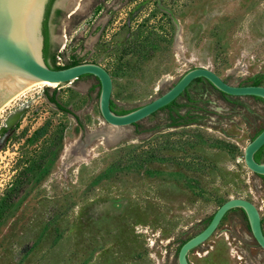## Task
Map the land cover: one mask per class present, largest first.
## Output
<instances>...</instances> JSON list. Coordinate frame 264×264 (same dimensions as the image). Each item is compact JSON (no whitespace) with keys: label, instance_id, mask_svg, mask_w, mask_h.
I'll return each mask as SVG.
<instances>
[{"label":"rangeland","instance_id":"rangeland-1","mask_svg":"<svg viewBox=\"0 0 264 264\" xmlns=\"http://www.w3.org/2000/svg\"><path fill=\"white\" fill-rule=\"evenodd\" d=\"M54 6L49 63L105 67L117 110L149 102L197 66L235 85L264 74V0ZM98 93L90 76L26 87L2 107L0 264H178L181 244L230 197L252 201L264 227V180L243 160L264 127L263 101L228 98L196 81L152 120L111 128ZM191 118L197 122L178 125ZM246 228L243 212L228 214L190 263L264 264Z\"/></svg>","mask_w":264,"mask_h":264},{"label":"water","instance_id":"water-1","mask_svg":"<svg viewBox=\"0 0 264 264\" xmlns=\"http://www.w3.org/2000/svg\"><path fill=\"white\" fill-rule=\"evenodd\" d=\"M47 2L0 0V107L26 87H66L90 76L99 82L98 109L111 128H134L152 120L169 110L196 81L228 98L259 100L254 98L259 97L264 101V84H231L212 69L197 66L186 71L170 88L149 102L126 113H116L111 108L113 81L105 67L96 62H80L53 68L45 61L42 21ZM197 78L203 79L195 80ZM174 100L171 107L161 109ZM15 119L10 117L8 124ZM263 145L264 127L244 147V163L256 175H264V161L254 158L255 152ZM239 208L245 212L255 240L264 249L258 207L248 199L230 197L219 205L202 230L181 244L177 252L178 264H191L195 251L217 237L227 215L242 212Z\"/></svg>","mask_w":264,"mask_h":264},{"label":"trees","instance_id":"trees-1","mask_svg":"<svg viewBox=\"0 0 264 264\" xmlns=\"http://www.w3.org/2000/svg\"><path fill=\"white\" fill-rule=\"evenodd\" d=\"M54 0H49L48 2V5L46 7V12H45V16H47L48 14V11H49V8H50V5L51 3L53 2ZM58 12V11H57ZM163 14H165L166 16H168L165 12H163ZM169 17V16H168ZM169 20H170V17H169ZM44 36H45V43H44V47H43V56H44V59L46 61L47 57L50 56L51 58V61L53 62L54 61V56L52 54L49 53V48H48V43H47V38H46V29L44 28ZM48 63V61H46ZM78 62L74 61L72 64H76ZM51 67L53 68H60V66H57L55 64H50L48 63ZM69 66V65H68ZM83 76H87V75H83ZM81 76V77H83ZM203 78H197L195 80H202ZM264 79V74H258V75H254L253 77H251V80H252V83L251 84H260L261 81ZM254 97V96H252ZM256 99H259V100H262L261 98L259 97H254ZM263 101V100H262ZM264 102V101H263ZM175 103V101H172L171 103L167 104L166 106H164L163 108H168V107H171L173 104ZM57 106L61 109V105L57 104ZM111 108L115 110L116 113H119V114H123V113H126L128 112L129 110H117L115 108V104L113 103V101L111 100ZM134 109V108H133ZM131 110V109H130ZM182 118V117H181ZM197 122V118H191V119H187V120H184L183 123H179L178 125H187V124H192V123H196ZM262 130V129H261ZM260 130V131H261ZM259 131V132H260ZM257 132L255 134V136L259 133ZM254 136V137H255ZM263 149H264V145L258 149L255 154H254V158L256 161H261L262 160V153H263ZM260 178H262L264 180V175H258ZM211 218V217H210Z\"/></svg>","mask_w":264,"mask_h":264},{"label":"flooded vegetation","instance_id":"flooded-vegetation-1","mask_svg":"<svg viewBox=\"0 0 264 264\" xmlns=\"http://www.w3.org/2000/svg\"><path fill=\"white\" fill-rule=\"evenodd\" d=\"M48 2H49V0H48ZM48 2H47V5H48ZM47 5H46V7H47ZM59 9H58V7H55L54 6V1L51 3V5H50V8H49V11H48V14H47V16H45V13H44V18H43V21H42V34H43V47H44V43H45V36H44V28L46 29V38H47V43H48V48H49V53L50 54H52V42H53V40H52V30H53V25H54V21H55V14L57 13V11H58ZM45 12H46V9H45ZM51 56V55H50ZM50 56H48L47 57V59H46V61H48V63H49V59H50ZM175 101V100H174ZM161 109H164V108H161ZM242 212H243V214H244V216H245V219H246V221H247V228H246V231L248 232V233H250V235H251V237L253 238V240L257 243V241L255 240V238H254V236H253V234H252V232H251V230H250V227H249V224H248V220H247V217H246V214H245V212L241 209V208H239ZM230 211V210H229ZM213 215V214H212ZM211 215V216H212ZM225 216V215H224ZM223 216V217H224ZM261 216V215H260ZM211 218H209V220H210ZM223 219V218H222ZM222 219H221V221H222ZM220 221V222H221ZM209 222V221H208ZM220 224V223H219ZM219 226V225H218ZM261 228H262V232H263V235H264V227H263V217L261 216ZM207 240V239H206ZM205 240V241H206ZM204 241V242H205ZM203 242V243H204ZM202 243V244H203ZM242 243V245H243V242H241ZM258 244V243H257ZM259 245V244H258ZM260 246V245H259ZM261 247V246H260ZM262 248V247H261ZM263 249V248H262ZM264 250V249H263Z\"/></svg>","mask_w":264,"mask_h":264},{"label":"bare ground","instance_id":"bare-ground-1","mask_svg":"<svg viewBox=\"0 0 264 264\" xmlns=\"http://www.w3.org/2000/svg\"><path fill=\"white\" fill-rule=\"evenodd\" d=\"M21 91H22V90H21ZM18 93H19V92H18ZM18 93H17V94H18ZM14 96H15V95H14ZM4 105H5V104H4ZM2 107H3V106H2ZM2 107H0V111H1Z\"/></svg>","mask_w":264,"mask_h":264}]
</instances>
